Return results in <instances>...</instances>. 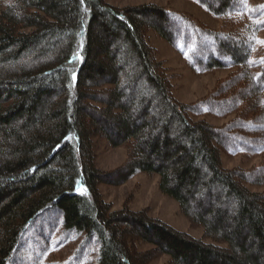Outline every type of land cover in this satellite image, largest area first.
<instances>
[{
  "label": "trees",
  "instance_id": "trees-1",
  "mask_svg": "<svg viewBox=\"0 0 264 264\" xmlns=\"http://www.w3.org/2000/svg\"><path fill=\"white\" fill-rule=\"evenodd\" d=\"M196 1L233 23L245 5ZM149 31L174 45L211 40L241 66L235 82L247 83L223 80L198 104L180 102ZM243 41L238 28L217 33L157 4L0 0V264H10L26 231L51 211L65 230L97 239L99 264H148L159 255L170 257L167 264H264V191L248 187L264 184V175L257 178L264 166L228 169L221 160L227 140L246 150L264 144V134L246 128L264 124V70ZM193 65L225 63L211 56ZM204 110L237 116L223 127L191 117ZM97 132L127 147L123 166L96 168ZM139 172L157 174L160 190L206 237L225 245L145 210H113L99 184L118 185ZM215 197L218 204H210ZM136 240L152 249L138 251Z\"/></svg>",
  "mask_w": 264,
  "mask_h": 264
},
{
  "label": "rangeland",
  "instance_id": "rangeland-1",
  "mask_svg": "<svg viewBox=\"0 0 264 264\" xmlns=\"http://www.w3.org/2000/svg\"><path fill=\"white\" fill-rule=\"evenodd\" d=\"M109 3L119 7L157 4L170 12L192 16L217 33H229L231 28H238L241 30L244 47L252 49V62L260 65V71L264 70V43H261L264 41V8L261 7L264 6V0H244V10L237 15V18L235 17L237 19L235 23L231 22L232 17L229 19L216 17L196 0H109ZM147 40L157 49L158 58L164 60L165 65L170 69L173 75L174 96L184 104H198L203 101L223 80L230 79L234 84H241V86L247 83L243 77L238 80L239 82L237 79L235 82L233 77L240 72L241 66L234 64L230 55L217 53L209 39L202 38L198 46L196 44L186 46L184 41L174 45L161 38L156 32L149 31ZM211 56L223 61L225 66L202 70L193 65V61H209ZM253 114L254 112H249L250 116ZM236 116L235 113L224 117L218 116L208 110H204L202 114L191 113V117L195 120L205 119L216 127L234 123ZM251 127L255 128L257 134H264L262 133L264 124L255 123L246 128L251 129ZM260 140L262 142V139ZM234 142V139L227 140L225 147L221 148V160L225 168L245 170L263 168L264 144L255 146L252 150H246L241 146L237 147L238 145ZM92 144L96 156L95 165L100 171H114L128 160L127 147L113 146L104 133L97 132L92 137ZM261 175L264 174H257V178ZM159 183L160 177L157 174L139 172L118 185L100 183L99 190L104 200L111 203L113 210L124 207L134 211L145 210L149 216L159 218L196 238H201L208 243L225 245L224 242L206 237L204 228L193 224L183 213L179 203L160 190ZM248 187L253 191H264V184H248ZM215 198V201L213 198L210 204H218L219 198ZM227 203L230 207L229 200ZM227 210L230 209L227 208ZM57 216L56 211H51L33 222L24 234L10 264H99L97 239L81 232L65 230ZM134 243L138 251L152 249V245L142 241L136 240ZM169 259L167 255H159L148 264H167Z\"/></svg>",
  "mask_w": 264,
  "mask_h": 264
},
{
  "label": "snow or ice",
  "instance_id": "snow-or-ice-1",
  "mask_svg": "<svg viewBox=\"0 0 264 264\" xmlns=\"http://www.w3.org/2000/svg\"><path fill=\"white\" fill-rule=\"evenodd\" d=\"M262 8H264V6H261ZM253 11H255V9H253ZM261 43H264V41H262ZM84 191H86V190H84Z\"/></svg>",
  "mask_w": 264,
  "mask_h": 264
}]
</instances>
